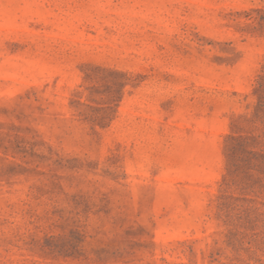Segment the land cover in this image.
I'll return each mask as SVG.
<instances>
[{
	"label": "rangeland",
	"instance_id": "rangeland-1",
	"mask_svg": "<svg viewBox=\"0 0 264 264\" xmlns=\"http://www.w3.org/2000/svg\"><path fill=\"white\" fill-rule=\"evenodd\" d=\"M0 264H264V0H0Z\"/></svg>",
	"mask_w": 264,
	"mask_h": 264
}]
</instances>
